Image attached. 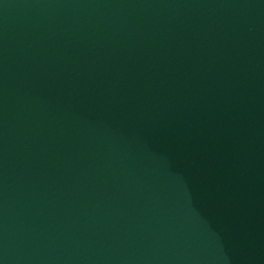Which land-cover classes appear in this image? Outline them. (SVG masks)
Masks as SVG:
<instances>
[{
    "label": "water",
    "instance_id": "1",
    "mask_svg": "<svg viewBox=\"0 0 264 264\" xmlns=\"http://www.w3.org/2000/svg\"><path fill=\"white\" fill-rule=\"evenodd\" d=\"M0 264H264V0H0Z\"/></svg>",
    "mask_w": 264,
    "mask_h": 264
}]
</instances>
